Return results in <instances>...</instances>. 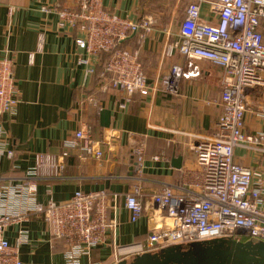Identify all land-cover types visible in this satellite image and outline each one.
<instances>
[{
    "label": "crops",
    "instance_id": "obj_1",
    "mask_svg": "<svg viewBox=\"0 0 264 264\" xmlns=\"http://www.w3.org/2000/svg\"><path fill=\"white\" fill-rule=\"evenodd\" d=\"M154 1L103 0V5L117 15L136 19L150 14L145 4ZM73 4L74 0H0V59H12L18 99L11 111L0 117L3 146L14 152L12 158L0 154V186L21 178L34 165L37 154L58 158L66 149L65 142L84 125L90 130L93 149L101 156L96 157L93 150L84 153L78 147H68L61 176L37 181L40 203L68 200L78 189L104 188L124 194L138 187L143 194H151L163 184H177L184 170L196 166L192 146L213 133L222 112L217 103L222 91L221 68L197 60L201 75L180 80L177 95L164 93L158 85L160 78L171 65L184 61L179 54H163L166 43L179 38L184 7L177 19L171 11L165 17L154 14L158 26L150 33L131 34L121 42V47L138 51L149 85L146 94L136 92L125 101L117 90L99 89L108 59L103 54H109L88 58L75 44L79 32L58 25L57 10ZM201 17L211 19L205 3ZM84 58L88 64L82 62ZM246 99L251 110L264 107V88H247ZM246 123L250 131L262 127L249 113ZM135 148L142 151L139 173ZM178 157L181 165L175 167L173 160ZM234 157L236 162L253 167L264 180V156L238 148ZM108 220L113 224L108 241L117 244L143 240L155 228L150 208L137 222H130L121 197L110 201ZM22 228L27 241L19 248L21 264H66L62 242L50 236L40 216H30ZM17 231L14 225L5 231L11 244H15ZM111 254V246L94 248L79 264H98Z\"/></svg>",
    "mask_w": 264,
    "mask_h": 264
},
{
    "label": "built area",
    "instance_id": "obj_2",
    "mask_svg": "<svg viewBox=\"0 0 264 264\" xmlns=\"http://www.w3.org/2000/svg\"><path fill=\"white\" fill-rule=\"evenodd\" d=\"M180 1L184 2V14L178 26L179 38L167 42L163 54H179L184 61L171 65L160 78L161 90L177 95L180 80L200 76L197 60L222 70V91L217 100L222 112L213 133L192 146L196 166L184 170L177 184H163L151 194H143L138 187L124 194L104 188L78 189L68 200L40 203L37 181L61 176L68 147H78L84 153L93 150L96 157L101 156L93 149L90 130L84 125L65 142L66 149L58 158L37 154L34 165L21 178L0 186V264H21L19 248L27 241L22 224L30 216H40L50 236L62 242L66 264H79L83 256L101 246H111L112 254L98 264H119L143 253L196 241H264V180L253 167L234 159L238 148L264 156V107L251 110L246 99L247 88H264V0ZM204 3L210 20L201 17ZM57 14L60 27L79 32L75 44L88 58L109 53L98 84L100 90H117L125 101L136 92L149 91L138 51L121 47V42L131 34L144 35L158 26L153 13L130 19L107 10L103 0H74L72 7L57 10ZM82 62L89 61L84 58ZM17 102L12 59L6 57L0 59V117ZM247 113L260 121V129L247 130ZM3 144L0 131V154L12 158L13 150ZM133 154L139 173L142 151L135 148ZM120 197L130 222H137L150 208L155 228L143 240L127 244L108 241L113 226L108 220L110 201ZM13 225L18 226L15 244L5 237Z\"/></svg>",
    "mask_w": 264,
    "mask_h": 264
},
{
    "label": "water",
    "instance_id": "obj_3",
    "mask_svg": "<svg viewBox=\"0 0 264 264\" xmlns=\"http://www.w3.org/2000/svg\"><path fill=\"white\" fill-rule=\"evenodd\" d=\"M173 165L179 167L181 158ZM119 264H264V241L217 238L187 246L173 245L159 252L143 253Z\"/></svg>",
    "mask_w": 264,
    "mask_h": 264
},
{
    "label": "rangeland",
    "instance_id": "obj_4",
    "mask_svg": "<svg viewBox=\"0 0 264 264\" xmlns=\"http://www.w3.org/2000/svg\"><path fill=\"white\" fill-rule=\"evenodd\" d=\"M145 5L146 12L156 14L158 15L157 17H165L167 14L169 15L171 11V14H174V18L176 19L184 7V3L180 0H155ZM168 20H170V18Z\"/></svg>",
    "mask_w": 264,
    "mask_h": 264
},
{
    "label": "trees",
    "instance_id": "obj_5",
    "mask_svg": "<svg viewBox=\"0 0 264 264\" xmlns=\"http://www.w3.org/2000/svg\"><path fill=\"white\" fill-rule=\"evenodd\" d=\"M103 53V52H102ZM109 54V53H108ZM104 58H108L109 56L107 54H103Z\"/></svg>",
    "mask_w": 264,
    "mask_h": 264
}]
</instances>
